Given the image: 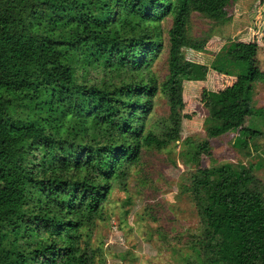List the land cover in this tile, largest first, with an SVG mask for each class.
<instances>
[{"label": "trees", "instance_id": "1", "mask_svg": "<svg viewBox=\"0 0 264 264\" xmlns=\"http://www.w3.org/2000/svg\"><path fill=\"white\" fill-rule=\"evenodd\" d=\"M232 3L0 0V264H96L80 232L142 148L177 141L182 85L195 75L233 78L200 91L203 130L209 139L235 133L233 149L250 156L264 123L253 106L264 83L256 45L230 43L209 69L181 52L197 50L184 32L192 12L223 24ZM167 17V73L157 82L150 69ZM158 95L167 116L147 128ZM227 169L189 172L198 221L182 252L170 247L179 264H264V184L253 165Z\"/></svg>", "mask_w": 264, "mask_h": 264}, {"label": "rangeland", "instance_id": "2", "mask_svg": "<svg viewBox=\"0 0 264 264\" xmlns=\"http://www.w3.org/2000/svg\"><path fill=\"white\" fill-rule=\"evenodd\" d=\"M228 20L215 23L192 12L185 25V36L197 50L182 49L185 60L204 65L219 57L230 43L256 45V64L264 72V0H233ZM162 50L151 65L157 82L166 71L167 36L170 18L161 24ZM209 69V68H208ZM233 78L208 70L182 85L184 101L181 131L176 142L156 150L142 148L121 183L112 184L101 214L80 237H86L96 255V264H179L172 246L182 252L188 234L197 228V218L188 193V174L198 167L253 165V174L264 184V123L260 136L249 145L250 156L237 152L231 143L235 133L209 139L203 130L206 111L199 103L201 90L218 92ZM254 108H264V83H257ZM161 96L153 100L147 128L167 116ZM259 168H255V166ZM83 240V238H82ZM171 247V248H170ZM182 250V251H181Z\"/></svg>", "mask_w": 264, "mask_h": 264}]
</instances>
